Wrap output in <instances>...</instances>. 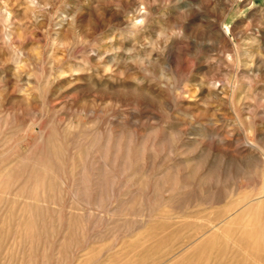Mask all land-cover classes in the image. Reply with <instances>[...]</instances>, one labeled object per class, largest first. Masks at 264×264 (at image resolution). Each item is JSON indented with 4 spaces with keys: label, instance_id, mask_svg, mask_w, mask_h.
Masks as SVG:
<instances>
[{
    "label": "rangeland",
    "instance_id": "374dc122",
    "mask_svg": "<svg viewBox=\"0 0 264 264\" xmlns=\"http://www.w3.org/2000/svg\"><path fill=\"white\" fill-rule=\"evenodd\" d=\"M263 203L264 0H0V264H264Z\"/></svg>",
    "mask_w": 264,
    "mask_h": 264
},
{
    "label": "bare ground",
    "instance_id": "6f19581e",
    "mask_svg": "<svg viewBox=\"0 0 264 264\" xmlns=\"http://www.w3.org/2000/svg\"><path fill=\"white\" fill-rule=\"evenodd\" d=\"M36 2H37V1H36ZM25 5H26V4H25ZM144 7H145V6H144ZM142 8H143V7H142ZM25 9H26V8H25ZM5 10H6V9H5ZM5 10H4V11H5ZM142 11H145V10L143 9ZM142 11H139V14L141 15V16H138L139 18H140V17L142 18L143 14H144ZM137 12H138V10H137ZM2 14H4V13H2ZM145 14H146V13H145ZM139 18H138V19H139ZM129 21H130V20H129ZM131 21H132V20H131ZM8 35H10V34H8ZM6 37H7V36H6ZM144 68H145V67H144ZM150 68H151V67H150ZM147 69H148V68H147ZM14 72H15V71H14ZM16 75H17V74H16ZM3 77H4V76H3ZM140 89H141V88H140ZM145 89H146V88H145ZM153 93H154V92H153ZM157 95L159 96V94H157ZM157 95H156V96H157ZM153 96H154V95H153ZM162 96H163V95H162ZM153 99H154V98H153ZM158 99H159V97H158ZM161 100H162V99H161ZM154 102H155V101H154ZM160 102H161V101H160ZM48 135H49V134H48ZM52 135H53V134H52ZM46 137H47V136H46ZM40 138H42V137H40ZM43 138H44V140H45V136H44ZM65 138H66V137H65ZM50 139H51V138H49V140H50ZM58 139H59V138H58ZM58 139H56V140L58 141ZM47 140H48V139H47ZM47 140H46V141H47ZM51 140H53V139H51ZM56 140H55V138H54V141H55V142H56ZM60 141H61V140H60ZM47 142H48V141H47ZM44 143H45V142H44ZM52 143H54V142L52 141ZM46 144H47V145H46V147H47L50 143H49V144L46 143ZM54 144H55V143H54ZM58 144H59V143H57V145H58ZM52 145H53V144H50V146L52 147V149L55 148V147H57V148L59 147V146H55V147H53L54 145H53V146H52ZM55 145H56V144H55ZM43 146H44V144H43ZM50 146H48V148H49ZM44 147H45V146H44ZM59 148L61 149V147H59ZM59 148H58V149H59ZM41 149H42V148H41ZM50 149H51V148H49V151H50ZM55 149H56V148H55ZM58 149L55 150V152L59 153L60 150L58 151ZM62 149H63V147H62ZM44 150H45V148H44L42 151L44 152ZM49 151L47 150V152H49ZM43 152H40L41 154H40V153H39V154L42 155ZM55 152H54V153H55ZM104 152H105V151H104ZM44 153H45V152H44ZM49 153H51V152H49ZM54 153H51V154L54 155ZM37 154H38V153H37ZM104 154H105V153H104ZM33 155H35V154L32 153V157H33ZM40 155H38V156H40ZM43 155H44V154H43ZM35 156H37V155H35ZM46 156H47V154H46ZM46 156L44 155V157H42L43 159L41 158L42 161H44V158L47 159V158L49 157V155H48L47 157H46ZM103 156H105V155H103ZM126 156H127V155H126ZM25 157H27V156H25ZM38 158H40V157H38ZM49 158H51V157H49ZM53 158H55V157L53 156ZM53 158H52V159H53ZM103 158H105V157H103ZM23 159H26V158H23ZM46 159H45V160H46ZM128 159H129V158H128ZM27 160H28V159H27ZM27 160H24V162L26 161V163H27ZM54 160H55V159H54ZM58 160H59V159H58ZM31 161H32V160H31ZM33 161H36V160L34 159ZM47 161H49V163L52 162V161H50V159L47 160ZM59 162H60V161H59ZM37 163H38V162H37ZM49 163H47V164L50 165V164H52V163H54V162H52V163H50V164H49ZM56 163H57V162H56ZM24 164H25V163H23V166H24L25 169H26L27 167H26ZM27 165L30 166L29 163H28ZM50 166H51V169H52V168L54 167V164H53V167H52V165H50ZM30 167H31V166H30ZM45 167H47V166H45ZM28 168H29V167H28ZM32 168H34V167L32 166ZM32 168H31V169H32ZM43 168H44V167H42V169H43ZM21 169H22V170H21ZM21 169H19V170L23 171L24 168H21ZM36 169H37V168H36ZM44 169H45V168H44ZM44 169H43V170H44ZM54 169H55V167H54ZM101 169H102V168H101ZM27 170H29V169H27ZM34 170H35V169H34ZM34 170H32L31 173H34V172H33ZM48 170H50V168H47L46 172H47ZM13 171H14V170H13ZM36 171H38V173L40 172L39 170H36ZM53 171L55 172V170H53ZM10 172H11V171H10ZM18 172H19V171H18ZM23 172H24V171H23ZM23 172H22V175H23ZM41 172H42V171H41ZM41 172H40V175H41ZM84 172H85V171H84ZM84 172H83V174H84ZM88 172H89V170H88ZM20 173H21V172H20ZM20 173H18V175H20ZM86 173H87V172H86ZM35 174H36V172H35ZM35 174H34V176H36ZM9 175H11V174H9ZM26 175H27V173H26ZM28 175H30V174H28ZM42 175H43V174H42ZM44 175H45V173H44ZM44 175H43V176H44ZM100 175H101V174H100ZM2 176H3V175H2ZM24 176H25V175H24ZM32 176H33V175H32ZM52 176H54V175L52 174ZM103 176H104V174H103ZM26 177H27V176H26ZM47 177H48V176L45 175V178H44V179H46ZM84 177L86 178V176H84ZM95 177H97V176L95 175ZM27 178L29 179V176H28ZM32 178H33V177H32ZM32 178H31V175H30V179H31V180H32ZM37 178H39V177H37ZM87 178H88V177H87ZM21 179H22V178H21ZM21 179H20V180H21ZM82 179H83V178H82ZM88 179H89V178H88ZM102 179H103V178H102ZM42 180H43V179H42ZM95 180H96V179H95ZM98 180H100V179H98ZM98 180H97V182H99ZM18 181H19V180H18ZM34 181H35V179L33 178V180H32L31 182L33 183ZM45 181H46V180H45ZM45 181H44V182H45ZM59 181H60V180H59ZM86 181H87V179H86ZM19 182H20V181H19ZM81 182H82V181H81ZM83 182H85V181H83ZM89 182H90V180H89ZM16 183H17V182H16ZM37 183H38V182H37ZM37 183H35V184H37ZM42 184H43V183H42ZM89 184H90V183H89ZM100 184H101V183H100ZM17 185H18V184H17ZM26 185H27V184H26ZM26 185H25V186H26ZM28 185H29V183H28ZM32 185H34V184H32ZM32 185H31V187H32ZM76 185H77V184H76ZM23 186H24V185H23ZM23 186H22V187H23ZM42 186L44 187V185H42ZM82 186H84V185L82 184ZM96 186H97V185H96ZM8 187H9V186H8ZM20 187H21V186H20ZM43 187H42V188H43ZM53 187H54V186H53ZM84 187H85V186H84ZM89 187H90V186H89ZM33 188H34V187H33ZM36 188H37V186H36ZM78 188H79V187H78ZM31 189H32V188H31ZM43 189H44V188H43ZM82 189H83V188H82ZM82 189H81V190H82ZM24 190L26 191V189H24ZM34 190L36 191V189H34ZM38 190L40 191V189H38ZM85 190H86V189H85ZM9 191L11 192V190H9ZM86 191H87V190H86ZM76 192H80V191L78 190V191H76ZM82 192H83V191H82ZM23 193H24V192H23ZM44 194H45V192H44ZM86 194H87V193L84 194L85 197H86ZM101 194H102V193H101ZM24 195H25V194H24ZM31 195H32V192H31ZM88 195H89V194H88ZM55 196H56V195H55ZM100 196H101V195H100ZM83 197H84V196H83ZM87 197H88V196H87ZM17 198H18V197H17ZM33 198H34V196H33ZM38 198H39V197H38ZM38 198H37V199H38ZM47 198H48V197H47ZM41 199H42V198H41ZM45 200H46V199H45ZM47 200H48V199H47ZM6 202H7V201H6ZM30 202H31V199H30ZM15 204H16V202H15ZM257 204H258V202H257ZM263 204H264V203H263ZM33 205H34V204H33ZM39 205H40V204H39ZM33 207H34V206H33ZM38 207H39V206H38ZM90 207H91V206H90ZM81 208H82V207H81ZM245 208L247 209V207H245ZM19 209H20V208H19ZM24 209H25V208H24ZM31 209H32V208H31ZM2 210H3V208H2ZM51 210H52V209H51ZM0 212H2V211H0ZM60 212H61V211H60ZM11 214H12V213H11ZM28 214H29V213H28ZM12 215H13V214H12ZM19 215H20V214H19ZM4 216H5V215H4ZM23 216H24V215H23ZM34 216H35V215H34ZM16 217H17V214H16ZM72 217H73V216H72ZM41 219H42V218H41ZM44 219H45V218H44ZM85 219H86V218H85ZM36 220H37V219H36ZM18 221H19V220H18ZM21 221H22V219H21ZM34 222H35V221H34ZM14 224H15V223H14ZM36 224H37V223H36ZM23 226H24V225H23ZM35 226H36V225H35ZM31 229H32V228H31ZM38 229H39V227H38ZM38 231H39V230H38ZM27 232H28V231H27ZM29 233H30V231H29ZM54 233H55V232H54ZM29 235H30V234H29ZM34 243H35V242H34ZM22 248H23V247H22ZM38 252H39V251H38ZM46 254H47V253H46ZM42 255H43V254H42ZM44 256H45V255H44ZM29 260H30V259H29ZM39 261H40V260H39Z\"/></svg>",
    "mask_w": 264,
    "mask_h": 264
}]
</instances>
